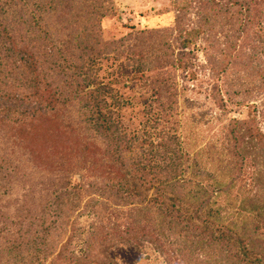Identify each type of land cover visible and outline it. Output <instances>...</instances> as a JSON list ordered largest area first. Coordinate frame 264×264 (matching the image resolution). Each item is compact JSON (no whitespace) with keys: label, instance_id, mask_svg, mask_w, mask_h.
I'll return each mask as SVG.
<instances>
[{"label":"rangeland","instance_id":"rangeland-1","mask_svg":"<svg viewBox=\"0 0 264 264\" xmlns=\"http://www.w3.org/2000/svg\"><path fill=\"white\" fill-rule=\"evenodd\" d=\"M28 1L29 4L22 0H0V6L25 14L27 23L22 26L23 40L18 47L27 46L37 54L45 76L43 85L61 95L59 107L64 124L95 144L102 157L115 153L107 150L112 146L111 133L97 126L100 115L96 101L104 100L98 107L117 125L123 137L119 158L130 170L148 181L152 179L150 171L160 173L156 175L158 181L180 180V187L149 182L142 188L148 201L158 194L170 198L168 205L173 204L179 215L190 219L177 218L178 224L168 233L170 242H176L179 234H184L189 239L197 236L194 240L198 242L212 241L217 245L213 238L228 233L230 226L237 223V217L233 211L230 215L224 214L229 209V195L223 193L217 197L218 192L208 199V204L216 202L213 207L220 214L208 217L204 208L207 197L203 193L213 183L220 184L224 191L227 183L235 180L232 199L239 192L241 180L254 173L253 161L259 150H248L243 159L237 158L227 149L224 133L233 129L234 122L247 121L249 114L254 113L253 106L260 112L264 104V88L262 93L258 89L262 77L251 75L242 66H236V72L230 64L222 80L208 78L203 69L207 58L202 43L193 32L185 35L197 20V9H189L185 16L188 20L182 14L179 17L181 8L186 6L182 0H88L93 8L77 0L72 5L73 22L76 21L73 24L72 18L66 16L67 21L61 20L49 11L50 3H59L58 0ZM235 1L238 0H231ZM35 3L43 5L39 28L34 25L39 22ZM110 9L111 13L102 14ZM78 10L87 13L86 16L88 10L97 13L88 15L90 22L86 25L91 32L88 42L81 43L80 33L74 32L75 26L80 29L85 21L84 15L80 19L75 16ZM138 50L147 52L149 61L161 64L157 69H149L144 78L125 62V56ZM1 51L0 46V56ZM5 57L7 53L0 62H6ZM221 58L215 62L216 72L222 67ZM16 67L9 66V71L15 81L14 93L22 96V92L29 91V82L33 80ZM214 84L219 86L220 93ZM247 89L252 90L250 96L243 94ZM238 92L241 94L235 95ZM212 93L217 95V100L224 99V106L212 100ZM243 101L245 106H235L236 102ZM259 112L256 122L264 133V109ZM13 141L15 135L11 129L0 132V264L86 261L101 244L93 238L103 220L99 212L105 206L115 205L111 200L99 204L96 198L105 189L106 195L115 191L119 184L109 189L107 184L113 185V180L88 170L68 172L63 179L55 167L53 171L37 168L26 149ZM6 169L15 172L4 175ZM217 187L211 188L209 195ZM92 199L94 205L84 206ZM70 203H74L73 209ZM183 224L185 230H181ZM143 243L145 246L140 249L117 244L109 256L117 264L166 263L165 250ZM257 257L264 261V254L257 253H252L251 260Z\"/></svg>","mask_w":264,"mask_h":264},{"label":"trees","instance_id":"trees-1","mask_svg":"<svg viewBox=\"0 0 264 264\" xmlns=\"http://www.w3.org/2000/svg\"><path fill=\"white\" fill-rule=\"evenodd\" d=\"M22 1L29 4L28 0ZM75 1L77 2V0H58L59 3H50L49 11L55 14L58 19L63 20L67 16V18H72V24L76 23V21L73 22L74 15L72 13V5ZM85 2L87 8L94 7L93 4L88 5V0H81L80 4L83 5ZM182 2H186V6L181 8L178 13L179 17L182 14L185 18L189 9H197V13H195L197 20L192 24L191 31L187 29L185 35L193 32L196 39L202 43L204 55L207 58L206 67L204 66L203 69L208 78L222 80L223 74L228 70L230 64L236 72V66H242L244 69H248L251 75L262 77L258 88L262 93L261 88H264V0H238L235 2H231V0H182ZM34 6L39 13V22L34 25L39 28L43 21V5L35 3ZM56 6H58V12H56ZM67 10L68 13H66ZM89 11V16L97 14L96 12L89 13ZM107 13H111V9L102 14ZM86 14L84 11L78 10L75 15L79 19L84 15L85 19L80 29L75 26L74 31L80 33L81 43L84 42L83 40L88 42L90 39L89 33L91 32L86 25L90 21ZM0 16L1 54L7 53L6 62H0V132L6 128L11 129L15 135L13 143L26 149L32 163L37 168L53 171L55 167L54 169L61 171L63 179L66 177L64 174L68 172L79 173V170H88L92 173L98 172L99 176L104 179L116 182H113L111 186L107 184L109 189L119 184V188L115 191H109L106 195L105 189L104 194L98 195L96 198L97 202H100L99 204L110 200L115 203L114 206L111 205V208L105 206L103 212H99L101 220H103L101 225L96 228L93 238L98 239L101 244L94 254L87 257L86 261L76 262V260L73 264H117L109 256V251L112 248L120 244L140 249L145 246L143 242L155 244L159 249L165 250L163 251L164 255L167 253L165 264H264L260 257L251 260L252 253H257L260 256L264 254V133L257 126L258 109L253 106L254 113L249 114L247 121L234 122L233 129L224 133L227 149L234 152L237 158L243 159L248 150L255 152L259 150L257 159L253 161L255 165L252 164L254 173L250 172V176L241 180V184L237 188L239 192L232 199L231 193L237 183L235 180H230L224 191L221 190L220 184L213 183L210 189H206L203 193V196L207 197V204L204 203V208L208 217H212L215 213L220 214L218 209L213 207L216 202L209 206L208 199L217 192V197L227 193L229 209H225L227 212L224 214L230 215L231 211L235 212L237 223H231L228 233L218 234L220 235L218 238L217 236L215 239L213 238L217 244L215 246L212 241L203 243L201 240L198 242L194 240L197 236L194 239H189L184 234H179L176 242H170L168 233L174 225L178 224V219L186 221L190 219L179 215L173 204L168 205L170 198L158 194L148 201L146 191H143L142 188L144 183L149 182L180 187V180L158 181L156 175L159 176L160 173L153 174L150 171L152 179L148 181L144 176H137L130 170L123 159L119 158L122 152L120 143L123 137H120L117 125L103 115L102 107H98V104L105 103L104 100L100 101L101 98H96L99 101L98 103L96 101V107L100 115V118L97 117V121H99L97 126L102 131L111 133L109 141L112 142L113 147L109 145L107 150L115 151V153H111L108 157H102L95 144L88 142L72 127L64 124L60 116L62 110L59 107L61 95L55 89L50 90L52 88L43 85L46 83H43L45 76L41 72L37 54L31 52L25 45L22 48L18 47L23 40L21 38L24 33L22 26L24 27L27 23L25 14L16 12V9H4L0 6ZM185 20L188 19L185 18ZM123 53L125 54L124 50ZM146 55L147 52L138 50V52L125 56V62L132 65L133 71L140 78H144L149 69H157L161 66L160 61H149ZM2 56H0L1 60ZM221 56L223 57L221 58ZM219 57L221 60L223 59L222 67H220V71L216 72L215 62ZM9 66L13 69L19 66L21 69L19 71L31 76L33 80L29 82V91L22 92V96L14 93L16 86L11 77L12 72L9 71ZM213 86L217 90L216 92L220 93L219 86L215 84ZM251 93L252 90L249 89L243 92L247 96H250ZM240 94L238 92L235 95ZM216 96L212 93V100L219 101L224 106V99L217 100ZM262 99L264 101V95ZM244 102H236L235 106L244 105ZM261 109H264V104ZM261 109L259 113H261ZM106 154L109 152L107 151ZM3 172L4 175L6 172L10 175L15 171L6 169ZM227 177L228 175L225 173L223 178L226 180ZM137 179L141 181V184ZM215 186H218V190L209 195L211 188ZM102 197H104L103 200H106L102 201ZM171 199L174 201L173 198ZM76 200L80 202V196H77ZM122 201L123 205L119 204ZM93 202L94 199L84 206L94 205ZM73 204H69L71 209L75 206ZM196 218L199 217L196 216ZM181 230H185L184 224ZM213 247L216 250H212ZM168 253L170 254L168 255Z\"/></svg>","mask_w":264,"mask_h":264}]
</instances>
